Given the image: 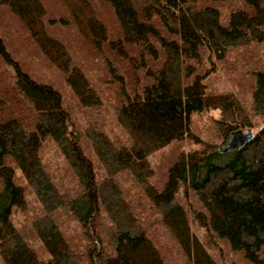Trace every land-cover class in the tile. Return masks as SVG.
Here are the masks:
<instances>
[{"label":"trees","instance_id":"trees-1","mask_svg":"<svg viewBox=\"0 0 264 264\" xmlns=\"http://www.w3.org/2000/svg\"><path fill=\"white\" fill-rule=\"evenodd\" d=\"M101 1L114 32L92 0H61L116 83L112 107L123 138L109 136L96 120L82 124L73 117L61 90L24 71L0 35V256L6 264H164L151 229L157 218L192 264H218L191 229L183 189L202 207L188 203L200 226L252 264H264V59L252 57L249 102L207 86L234 49L264 47V0H241L226 20L219 9L225 0ZM0 8L22 23L61 73L76 109L98 111L97 90L65 42L48 32L42 0H0ZM214 109V138L222 141L241 128L251 132L256 118L263 124L235 148L208 142L179 152L157 188L150 156L173 141L201 143L192 114ZM46 142L60 154L74 182L70 189L57 185L42 159ZM16 170L23 183L15 181ZM29 197L40 211L16 226L12 212L26 213ZM63 212L84 235L81 250L60 228ZM30 240L40 243L45 260Z\"/></svg>","mask_w":264,"mask_h":264},{"label":"rangeland","instance_id":"rangeland-1","mask_svg":"<svg viewBox=\"0 0 264 264\" xmlns=\"http://www.w3.org/2000/svg\"><path fill=\"white\" fill-rule=\"evenodd\" d=\"M241 0H225L219 3V9L224 19L226 20L231 8L239 5ZM45 9V23L48 27V32L61 38L67 45L72 57L77 65H79L91 85L97 90L102 105L98 111L92 113H83L76 109L75 98L67 85L64 83L63 76L51 64H49L38 51L36 45L30 40L26 28L22 23L6 9L0 8V35L4 39L6 47L12 57L17 60L20 66L35 79H40L51 83L53 86L61 90L63 102L70 108L73 117L79 120L82 124H86L89 120H96L101 123L104 130L113 138H123V133L116 124L114 110L112 104L115 98L114 83L109 74L106 73L104 59L102 53L97 52L91 45L81 36H79L75 24L70 21V15L63 6L61 0H42ZM98 15H100L104 24L109 27L111 32H114L115 22L112 13L101 0H92ZM109 32V33H111ZM112 35V34H111ZM248 51L247 59L241 57L242 54ZM252 57L264 59V47L255 49L242 48L234 49L227 55L225 61L221 63L215 72L208 77L207 86L211 91L231 90L235 92L243 101L249 102L250 88L253 81L250 73L254 62ZM4 68L9 73H14L10 65L4 64ZM218 110L202 111L192 114L193 122L199 127L201 143H194L188 139L182 141H173L164 148L156 151L150 156V164L153 169L151 182L161 188L166 180L167 169L177 158L181 151L192 149H200L205 143L213 142L220 149L226 146L228 140L222 141L219 138H214L216 132L213 131L211 118L218 116ZM256 126L251 128V133H255L263 124V120L256 118ZM240 132L245 134L246 128H241ZM42 159L45 161L49 171L54 174L57 185L62 189H70L73 185V180L69 179V175L64 171L62 158L55 146L46 142L41 152ZM15 181L23 183L19 177V172H15ZM123 185L131 189L130 181H124ZM1 187V183H0ZM132 192V190H129ZM179 195L184 206L189 213V222L191 229L198 236L206 249L214 256L218 264H252L244 256L240 250H231L224 240L214 238L205 227L200 226L193 217L192 211L189 209L188 203H193L194 207L201 208L199 203L192 198H188L183 193V189L179 190ZM183 196L185 198H183ZM188 206V207H187ZM40 211L39 205L29 197V208L26 213L14 209L12 212V220L16 226L27 224L26 216H31L30 213L36 214ZM60 220V228L66 238L69 240L72 247L82 249L85 242L84 235L77 225L76 221L62 213ZM151 227L153 237H155L158 247L162 254L164 264H192L180 250L178 243L172 234L164 227L157 218H154V223ZM31 245L39 252L40 256L45 260L47 255L40 245L35 240H30ZM261 257L264 260V246L261 251ZM0 264H6L0 256Z\"/></svg>","mask_w":264,"mask_h":264},{"label":"water","instance_id":"water-1","mask_svg":"<svg viewBox=\"0 0 264 264\" xmlns=\"http://www.w3.org/2000/svg\"><path fill=\"white\" fill-rule=\"evenodd\" d=\"M251 137V132L248 130L247 133L243 134L241 132H235L231 134L226 146L225 150L235 148L236 145H241L243 141L247 138Z\"/></svg>","mask_w":264,"mask_h":264}]
</instances>
